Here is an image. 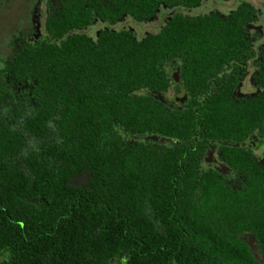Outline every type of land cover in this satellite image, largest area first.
Masks as SVG:
<instances>
[{
    "label": "trees",
    "instance_id": "1",
    "mask_svg": "<svg viewBox=\"0 0 264 264\" xmlns=\"http://www.w3.org/2000/svg\"><path fill=\"white\" fill-rule=\"evenodd\" d=\"M35 1L42 32L0 67V264H264V43L248 101L217 77L255 57L250 9L138 40L84 31L161 0ZM171 60L183 104L161 101ZM216 145L225 173L201 166Z\"/></svg>",
    "mask_w": 264,
    "mask_h": 264
},
{
    "label": "flooded vegetation",
    "instance_id": "2",
    "mask_svg": "<svg viewBox=\"0 0 264 264\" xmlns=\"http://www.w3.org/2000/svg\"><path fill=\"white\" fill-rule=\"evenodd\" d=\"M34 3L37 4L36 1ZM42 4L44 6V3H40L39 6ZM227 4H230V7L224 8L226 9L224 11H221L217 8L218 5L225 6ZM242 7H247L252 11V13H250V10L247 12L250 19L248 21V32L250 35H252L251 38L253 42V47L255 49V57L247 61V65L244 68L243 72L234 73L232 67L224 66L223 68L218 70L217 77L223 80L233 79L236 85L232 92L233 98H235L234 100L248 101L250 96H253L257 92H259V87L255 82L254 77L257 72V67L255 66V64L258 61V57H260L263 53V51L259 50L258 45L264 43V0H161L155 4V12L145 21H137L131 16L125 14L117 22L110 25L104 23L101 20H96L84 32L92 38H95L98 36L99 32L102 29H110L113 31L125 30L130 32L132 35L135 36L136 39L139 40L148 34H156L162 31L172 19L178 17L197 18L199 16L217 14L221 18H224L230 16L232 13L236 12L239 8ZM43 9L45 13V6L43 7ZM36 11L37 6L35 7V12ZM40 15L41 13H38L35 17L40 18ZM129 21L137 24L153 25L154 30L152 32H146L142 37L139 38L138 33L128 25ZM95 24L101 26V28L95 34L91 35L90 31ZM255 36L258 39H256ZM168 63L165 68L166 72L168 73L169 85L167 86L166 92L164 93L161 101H175L176 103L183 104L186 101H189L186 93L183 91H181L180 93H176L175 91L176 85H179L180 87L183 85L179 76V67L176 64L177 62L175 60H171V62L169 64ZM198 101L207 100L200 98L198 99ZM253 141H258L255 136L253 137ZM244 144L245 143H241L239 145L243 147ZM235 146L237 147L238 143H236ZM262 147H256L254 143H252L251 147L255 159L259 162L264 161V151H262V153L260 154H256V152L259 151ZM224 148V146L220 147L219 145H216L215 147H209L207 153L203 158L201 166L207 169H218L225 173L227 171V167L226 164L221 161V150ZM249 246H251V244H249Z\"/></svg>",
    "mask_w": 264,
    "mask_h": 264
},
{
    "label": "rangeland",
    "instance_id": "3",
    "mask_svg": "<svg viewBox=\"0 0 264 264\" xmlns=\"http://www.w3.org/2000/svg\"><path fill=\"white\" fill-rule=\"evenodd\" d=\"M35 7L36 4L33 0H0V67L11 54V39H15L22 33L29 34L31 32V36L32 34L34 36L42 32L44 6L40 5L38 7V13H41L40 18L35 17L34 15ZM227 7H230V4L217 6L221 11L226 10L224 8ZM128 25L138 33L139 38L146 32H152L154 30L153 25L137 24L131 21H129ZM100 28L101 26L95 24L92 27L90 34H95ZM262 151H264V145L256 152V154H260ZM245 240L251 244V247L255 251L253 237L247 236L245 237ZM255 255L259 258L256 251Z\"/></svg>",
    "mask_w": 264,
    "mask_h": 264
}]
</instances>
